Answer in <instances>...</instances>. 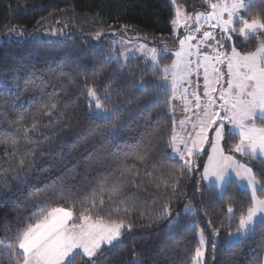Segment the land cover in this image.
Here are the masks:
<instances>
[{"label": "trees", "instance_id": "16d2710c", "mask_svg": "<svg viewBox=\"0 0 264 264\" xmlns=\"http://www.w3.org/2000/svg\"><path fill=\"white\" fill-rule=\"evenodd\" d=\"M216 1L175 3L199 13L209 11V4ZM247 5L246 18H264V0H250ZM175 15L171 0H0V84L10 86L0 89V264H9L6 248L21 221L32 215L36 193L57 186L58 198L50 206L71 208L74 216L79 215L90 207L97 173L115 170L117 158L149 131L160 133L153 137L156 149L145 161L132 157L126 161L133 170L125 177L124 191L135 193L137 206L130 207L125 223L133 227L120 245L104 248L94 257L95 264H129L134 255L137 264H191L201 229L207 242L203 264H264L263 221L240 241H226L239 229L240 217L250 206L246 188L228 183L221 192L200 179L201 168L185 172L178 194H172L175 178L169 173L179 175L181 162L170 157L171 150L165 147L174 121L171 92L157 87L162 72L144 58L126 62L109 58L114 49L110 40L94 39L97 32L104 36L115 32L143 38L159 48H175L178 38L170 24ZM259 39L237 38L236 46L255 50ZM170 60L166 55L162 64ZM140 84L146 87L140 90L136 87ZM88 88H94L102 102L106 92L117 93L102 106L117 105L119 121L113 124L103 114H89ZM52 104L56 107L49 119L47 106ZM20 117L27 121L25 127L37 123L39 132L32 134L30 143L20 139L13 148L5 141L13 135L23 137V128L17 133L19 125L12 123ZM14 151L16 163L10 167ZM21 157L32 166L14 179ZM202 159L206 162V157ZM253 170L264 181L258 163ZM141 179L143 183L135 187ZM60 189L64 199L59 198ZM101 198L107 200L97 193L96 203ZM164 203H169L173 217H160ZM186 205L192 206L187 213ZM229 206L232 214L227 212ZM86 214L95 220L117 219L107 212ZM176 216L179 224L170 228ZM217 231L218 244L212 239ZM73 264H88V258L77 256Z\"/></svg>", "mask_w": 264, "mask_h": 264}, {"label": "snow or ice", "instance_id": "6c2138e0", "mask_svg": "<svg viewBox=\"0 0 264 264\" xmlns=\"http://www.w3.org/2000/svg\"><path fill=\"white\" fill-rule=\"evenodd\" d=\"M171 2L175 4V0ZM209 8L211 11L196 14L195 28L188 25V19L191 17L181 25V14L177 9L176 19H172L170 24L174 28L180 26L186 29L179 33L181 37L178 41L179 50L172 53L177 57V61L162 70L154 63L155 70L163 72L162 81L157 87L167 84L171 73L170 91L173 93V99L175 93L183 88L180 99L186 101L189 106L185 110L195 109L193 111L195 120L186 117L191 123V128L185 127V120H181V135L176 131V124L173 122L171 134L165 144L166 148L171 149L170 157L181 162L179 175L175 172L169 173L175 178L170 187L173 195L178 194L184 173L196 172L201 168L202 181L214 180L222 185L235 183L237 180L244 182L250 189V206L247 207L246 215L242 214L240 217V227L246 231V226L253 224L258 215H264V181L258 179L257 172L253 170L258 163L260 173L264 174V18H246L244 15L248 11L246 0L210 3ZM204 23L208 24V29L203 30L198 42L193 44L192 42L197 40L195 33L201 32ZM13 31H17L19 35L25 34L22 30ZM257 36L261 39L257 41L255 51H241L236 46L237 38L244 41L245 38L252 39ZM104 38L102 32H97L94 37L98 42H102ZM124 51L127 52V49ZM151 52V61L156 62L163 58L156 53L155 48ZM193 56L195 60L192 59ZM109 58L120 59L119 56L112 54H109ZM129 58V55L123 56L125 62ZM180 61H183V74L177 75L174 70L179 67ZM220 66H224L227 71H222ZM201 71L202 94L195 89L189 92L188 87L193 83L196 89L199 88ZM193 74L197 78L195 82L185 80V76L191 77ZM225 77L227 87L222 83ZM185 83L188 87H184ZM111 86L109 83V87ZM136 87L143 90L146 85L140 84ZM9 88L6 82L0 84V89ZM116 94L106 92L102 102L94 88H88L89 114L93 116L103 114L105 120L115 124L119 121V107L113 105L109 109H104L102 104L108 103L111 96ZM166 102L156 101V104ZM93 105L95 112L92 110ZM47 107L49 108L47 115L52 119L51 109H55L56 105ZM12 123L19 125L16 128L17 133L21 128L24 132L23 137L13 135L5 141L11 143L13 148L20 139L30 143L32 134L39 132L37 123L25 127L27 121L24 117ZM159 135L158 132H147L145 138L138 144L130 146L123 157L117 158L115 170L98 172L95 177L97 184L92 185L90 207L80 210L79 215L74 216L71 208L50 206L58 198L57 186L36 193L32 215L25 216L21 221L16 236L6 248L9 264H73L77 256L87 257L88 264H95L93 258L104 248L120 245L124 234L130 232L133 227L131 222L125 223L129 219L130 207L137 206L135 193L129 194L124 191V186L128 183L125 177L133 170V166L128 165L126 161L129 157L140 161L147 160L157 147L153 137ZM11 156L10 167L16 163L15 151ZM204 157L206 162L202 159ZM31 166L30 161L21 157L12 178L19 179L25 168ZM142 183L141 179L135 187H140ZM59 191L61 192L59 198L64 199L63 190ZM97 193L101 196L106 195L107 200L101 198L99 203H96ZM78 202L84 203L83 200ZM191 208V205H186L185 213ZM89 211L97 214L104 212L109 215L115 214L117 219L108 223L102 220L94 221L92 215L86 214ZM227 212L232 214L233 208L229 206ZM159 215L161 218L173 217L169 203L162 205ZM178 224V216L170 220V228ZM192 226H197L194 219ZM215 235L218 236L219 232L217 231ZM198 245L192 264H201L205 256L206 241L202 229L198 233ZM0 255L3 253L0 252ZM129 264H137L135 255Z\"/></svg>", "mask_w": 264, "mask_h": 264}, {"label": "rangeland", "instance_id": "374dc122", "mask_svg": "<svg viewBox=\"0 0 264 264\" xmlns=\"http://www.w3.org/2000/svg\"><path fill=\"white\" fill-rule=\"evenodd\" d=\"M250 0H246V4L249 2ZM225 0H218L214 3H224ZM228 3L231 2V0H227ZM174 5V9H179L180 14H181V25L184 24V21L186 19H188L189 17H191V19H188V25L192 28H195V17L197 13H190L189 11H187L182 4L179 3H175ZM211 11V9L209 10ZM174 19H176V15L174 17ZM208 29V24L204 23L203 24V28L201 29L200 33H195L197 40L193 41L192 43L195 44L198 42L200 36L202 35L203 30ZM186 31L185 28L180 27V26H176L175 28L173 27V33L174 36L176 38H178L179 41V33ZM218 31V30H217ZM96 35V34H95ZM95 37V36H94ZM110 40V43L112 44V46L114 47L112 54L113 56H119L120 58L123 59L124 55H129L130 58L131 57H137V58H141V59H146L148 60L153 66L154 63L159 65V68L162 70L165 66H171L175 61H177V57H175L172 53H174L175 51L179 50V42H177V46L175 48H171L169 46L166 47H162L159 48L156 45L150 44L149 42H147L146 40H144L143 38H138V37H128L127 35L124 34H116L115 32H112L111 34H108L107 36H105V38L103 40ZM129 41L131 43H129ZM125 48L127 49V52H125ZM155 48L156 53L159 56H162V59H159L156 62L151 61L150 57L152 55L151 50ZM163 49V51H162ZM170 50V51H169ZM250 51V50H249ZM251 51H255V50H251ZM246 52V51H245ZM166 55L170 56L171 60L167 63V64H162V62L164 61ZM193 60H195V57H192ZM124 60V59H123ZM222 71L226 72L227 69L224 66H220ZM177 75H181L183 74V61H180L179 63V67L176 68L174 70ZM162 72V71H161ZM162 77H163V72H162ZM162 81V78L160 79ZM185 80H191L193 82H195L197 80L195 74H193L191 77L185 76ZM226 80L227 77L224 78V80L222 81V83H224V86L227 87L226 84ZM170 85H171V73L169 74V80L167 84H161V87L167 91H170ZM184 87H188V84L185 83ZM197 90L198 92H200L202 94L203 92V72L201 71V75L199 77V88L196 89L195 88V83H193V85L191 87H188L189 92L193 91V90ZM171 92V91H170ZM183 92V88H180L176 93H175V98L173 99V93L171 92V103H172V114H173V121L176 124V131L178 133H181V126H180V121L181 120H185V127L187 128H191V123L189 122V120H186V117L189 118L190 120H195V117L193 116V111H195L194 108H192L191 110H185L187 107H189L187 105V102L184 100L180 99V95ZM189 100H192L191 97H188ZM192 103L194 104V101H192ZM93 110H95L94 106H93ZM182 135V133H181ZM171 150V149H169ZM238 157V156H237ZM174 158V157H172ZM239 158V157H238ZM175 160H178L176 158H174ZM242 159V158H241ZM179 161V160H178ZM236 182H238V184L243 187L246 188L249 192L250 189H248L246 187V184L244 182H241L239 180H237ZM204 183L209 184V185H214L217 186L218 189H220V191L222 192L227 184H219L214 182V180H210V181H204ZM94 221H96L95 219H93ZM263 221L264 222V215H258L257 218H255V221L253 224L246 226L247 230L245 231L244 229H241V227H239L238 230H236L235 232H232L231 235H229L226 239L228 244H233V242H237L240 241L242 238H244L246 235H248L250 232H252L255 228V225L259 222ZM105 223H108L110 221H104ZM205 238V237H204ZM124 239V236H123ZM212 239L215 241L216 244L219 243V235H215V233H213L212 235ZM206 241V240H205ZM206 247H207V242H206ZM206 257V249H205V256L202 258L201 264H203L204 260ZM263 262H264V258H263ZM192 264V263H191Z\"/></svg>", "mask_w": 264, "mask_h": 264}, {"label": "crops", "instance_id": "0c3cea01", "mask_svg": "<svg viewBox=\"0 0 264 264\" xmlns=\"http://www.w3.org/2000/svg\"><path fill=\"white\" fill-rule=\"evenodd\" d=\"M237 156L239 155V154H236Z\"/></svg>", "mask_w": 264, "mask_h": 264}]
</instances>
